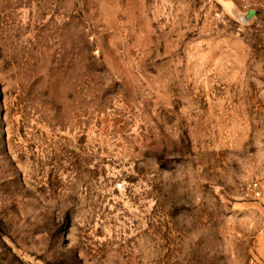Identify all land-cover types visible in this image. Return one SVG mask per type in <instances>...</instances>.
<instances>
[{"label":"rangeland","instance_id":"rangeland-1","mask_svg":"<svg viewBox=\"0 0 264 264\" xmlns=\"http://www.w3.org/2000/svg\"><path fill=\"white\" fill-rule=\"evenodd\" d=\"M264 0H0V264H264Z\"/></svg>","mask_w":264,"mask_h":264},{"label":"built area","instance_id":"built-area-1","mask_svg":"<svg viewBox=\"0 0 264 264\" xmlns=\"http://www.w3.org/2000/svg\"><path fill=\"white\" fill-rule=\"evenodd\" d=\"M249 190L264 206V183L260 180H255L249 185Z\"/></svg>","mask_w":264,"mask_h":264}]
</instances>
